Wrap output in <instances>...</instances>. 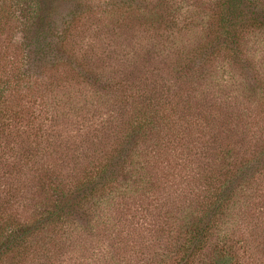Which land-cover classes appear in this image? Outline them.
Instances as JSON below:
<instances>
[{
  "label": "trees",
  "instance_id": "trees-1",
  "mask_svg": "<svg viewBox=\"0 0 264 264\" xmlns=\"http://www.w3.org/2000/svg\"><path fill=\"white\" fill-rule=\"evenodd\" d=\"M130 1L121 7L134 19L119 24L113 18L114 25L103 33L109 43L98 38L95 45H84L85 37L75 35L81 16L46 23L45 0L0 1V39L6 28L11 33L18 28L20 35L15 58L0 68V264H54L68 249L81 250L85 264L90 243L116 250L126 246L139 254L114 264H244L246 251H252L251 261L253 251L264 252V200L241 212L248 225L263 217V226L254 222L242 228L236 219L247 206L251 184L256 195L264 192L258 178L264 173V142L259 151L249 152L225 141L236 136L231 124L236 112L223 99H201L195 113L186 102L196 86L207 84L215 59L219 69L229 64L247 72L252 77L247 92L258 91L264 100V82L256 79L244 50L251 37L264 35L263 3L215 0L213 30L186 49L173 34L163 0ZM119 34L127 36L125 48ZM164 64L173 65L174 87L158 73ZM72 86L60 109L48 99ZM85 88L110 94V101L113 94L122 107L119 115L95 116L98 110L92 98L85 99L90 96ZM64 110L70 120L61 119ZM182 119L198 134L212 131V147L193 153L150 148V140L155 144ZM216 126L225 129L224 137ZM190 128L183 127L181 142L192 136ZM77 136L80 140L73 142ZM63 138L72 140L69 146H63ZM94 142L100 146L89 148ZM193 165L197 173L184 176L186 183L194 182L184 208L173 214L160 204L141 224L130 223L133 216L126 219L129 199L159 191L175 176L164 168Z\"/></svg>",
  "mask_w": 264,
  "mask_h": 264
},
{
  "label": "rangeland",
  "instance_id": "rangeland-1",
  "mask_svg": "<svg viewBox=\"0 0 264 264\" xmlns=\"http://www.w3.org/2000/svg\"><path fill=\"white\" fill-rule=\"evenodd\" d=\"M1 1V0H0ZM127 1V5H130V0H45V5L42 6V9L46 8L48 17L44 20L46 23L55 22L56 24H60L64 21L69 22L72 21L73 18L76 20L80 17V21L82 26L77 28L76 36L80 39L82 36L85 37V42L98 43V38L104 39L105 43H109L108 37L104 38L103 33L106 30L107 26H113L114 23L110 21L113 18H116V22L121 24L123 23L124 18L134 19V14H129L128 10L121 7V4ZM147 3H155L156 0H145ZM166 5L167 14L171 22H173V34L178 39L181 40L182 44L186 46V49H189L195 45L194 41L204 40L211 31L213 30L214 14L213 9L215 5V0H163ZM264 6V0H261ZM82 3L81 5H79ZM110 6L107 8V6ZM168 6V7H167ZM199 6V7H198ZM104 9L106 12L103 13ZM78 12H80L78 14ZM72 14V15H71ZM71 15V16H70ZM75 15L74 17H72ZM136 18V16H135ZM10 26V25H9ZM87 26L91 27L86 33L83 32V29ZM123 30H126V27L123 25ZM31 34V33H30ZM28 34V35H30ZM120 35V34H119ZM118 35V36H119ZM133 35V33H132ZM258 35V38L255 36L251 37L249 42H247L245 50V56L250 60L251 67L254 68V75L257 80L264 82V35ZM19 29H15L13 33L9 31V28H6L5 34L2 39H0V68H8L7 62H12L15 55L13 54L14 45L19 41ZM117 36V37H118ZM90 37H92L93 41H89ZM119 42H122V46L125 48L127 44V36L125 34L120 35ZM189 44L191 46H189ZM124 55H120L119 58ZM99 66V71L101 73L108 74L107 69H103V65L101 63H97ZM220 64L219 61L215 59L211 62V66L205 75L207 78V83L205 86H196L192 93H190L186 101L189 104L190 113H195L196 109L199 105H201L202 100L206 99L210 100L212 98L219 97L223 99L227 105H230L233 108L234 112H236V116L233 124V128L236 130V136L233 137L227 136L225 141L231 142L232 144H236L234 148H242L244 150H248L249 152L259 151L261 148H258L262 142H264V100L260 97L258 91L254 93V91L247 92V82L248 80H252V77L249 76L247 72L242 70H238L234 65L225 64L222 69H219L217 66ZM222 65V64H221ZM101 68V69H100ZM162 70L158 72L160 76L167 78V83L171 86H176L174 75H171V70H173V65L164 64ZM111 69V68H110ZM8 70V69H7ZM112 71V70H111ZM143 74V72H142ZM142 76V75H141ZM150 76L145 75L144 78H149ZM54 85V84H53ZM69 85V84H68ZM76 86H72L71 88H67L66 90L54 91L51 96L48 97L51 101L56 102L57 108L60 109L61 105L67 100L69 90H73ZM87 92H89L90 96L85 97V99H91L93 102V106L95 105L98 113L95 116L99 115H112L117 117L116 114L119 115L122 107H119L117 104V98L111 94V101L108 100L110 94H105V92L98 90V92H94L85 88ZM209 93V96L206 98L205 94ZM79 92H77V96ZM99 100H102L99 101ZM115 100V101H114ZM61 101V102H57ZM217 102L219 99L216 100ZM81 106L84 105V101L81 102ZM184 104L183 102L181 103ZM121 108V109H120ZM47 115L49 113H46ZM67 114V115H66ZM195 116V114H194ZM68 117V118H65ZM191 117L190 115L188 118ZM65 118V120H70L71 116L64 110V113L61 119ZM73 118V117H72ZM187 121V120H186ZM245 121V122H244ZM236 123L240 124L241 127H236ZM183 127H191L187 131V135L192 133L197 127L187 126L183 119L177 123L175 130L171 131H163L160 139L156 140V143L150 140L149 144L154 145L150 146V148H187L184 150V153H188V150L191 153L198 151L200 148H211V132L210 130H206L203 134H198L197 131H194L192 136L185 141L181 142V135L184 132ZM222 137L225 136V129L220 128L219 126L215 127ZM246 131V132H245ZM66 132V130H64ZM73 136L76 133H73ZM230 135L231 133H227ZM245 134V137L242 141H240L241 136ZM80 140V138L74 137L73 142L76 140ZM210 139V140H209ZM63 146H69L71 141H65L66 138H63ZM161 140V141H159ZM239 141V142H236ZM226 142V143H227ZM72 146V144H71ZM100 144L98 142H94L93 145L89 144V148H98ZM192 148V150L190 149ZM180 150H177L172 153L171 157L179 155ZM173 161H175L173 158ZM174 167V166H173ZM192 168V169H191ZM164 172L173 173L175 176L169 178V184L165 183L160 184L161 188L159 191H149L146 194H139L133 199L128 200V208L129 210L126 213V219L129 220L132 216L133 224H141L140 219L142 218L149 219L153 217L155 208L158 205H162L165 207V210H172L173 214L177 212V207L184 208L185 200L189 198L191 187L194 182L191 180L186 183L184 181V176L186 174L189 175L188 172H192V174H196L198 169L193 166H186L183 169L182 166L176 167L174 171H168L166 168L163 170ZM164 172L160 175L162 176ZM159 177V176H158ZM259 181V187L263 189L264 183V173L261 175ZM170 182L172 184L170 185ZM251 189L248 191L250 194V199H247V206L243 207L240 211H237V224H239L242 228L248 225V222H244L241 218L243 215L242 210L246 209H254L256 203L261 204L264 200V192H260V195H256L253 191L255 183L251 184ZM135 203V204H134ZM173 203V204H172ZM243 206V204H242ZM144 210V211H143ZM120 212V211H118ZM150 213V214H149ZM182 215H180L177 219L180 221ZM263 217L255 218L251 221L250 228L253 226L254 222L262 225L261 221ZM136 225H134L135 227ZM263 226V225H262ZM138 227V225H137ZM146 226L140 227V231L142 228ZM252 249V247H250ZM250 249V250H251ZM81 250L77 251L75 249L66 250L65 253L58 260L55 261L54 264H83V260L79 259V253ZM252 251H246V256H242L241 262L244 264L254 263V264H264V252H256L253 251V256L255 260L251 261L248 257L251 255ZM103 254L102 258L100 255ZM136 256L133 255L127 249L126 246H120L117 250L114 248H109L106 243L104 245H97L94 243H90L87 245V253L86 257L88 260L85 264H96L98 258V264H114L118 263L120 257L125 262V257L131 259L130 257ZM43 262V261H42ZM41 261L32 262L29 264H40ZM43 264H52V262H46Z\"/></svg>",
  "mask_w": 264,
  "mask_h": 264
}]
</instances>
